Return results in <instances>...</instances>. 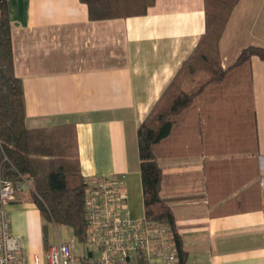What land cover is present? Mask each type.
I'll return each mask as SVG.
<instances>
[{
  "label": "crops",
  "instance_id": "crops-1",
  "mask_svg": "<svg viewBox=\"0 0 264 264\" xmlns=\"http://www.w3.org/2000/svg\"><path fill=\"white\" fill-rule=\"evenodd\" d=\"M7 6L25 124L39 130L33 143L75 152L84 179L122 176L131 210L132 194L141 191L137 127L195 49L204 0H155L143 15L94 20L79 0H7ZM248 45H264V0H239L233 8L219 39L221 66ZM250 64L257 133L250 156L257 163L249 169L257 166V177L234 189L244 174L225 175L213 162L244 152H219L232 147L223 144L231 139L212 135L201 154L157 160L160 194L174 215L185 264H264V60L253 56ZM30 192L29 183L9 204L10 227L27 256L44 258L52 243Z\"/></svg>",
  "mask_w": 264,
  "mask_h": 264
},
{
  "label": "trees",
  "instance_id": "trees-1",
  "mask_svg": "<svg viewBox=\"0 0 264 264\" xmlns=\"http://www.w3.org/2000/svg\"><path fill=\"white\" fill-rule=\"evenodd\" d=\"M79 1L86 4L88 17L94 20L143 15L155 0ZM238 1L204 0L205 26L195 49L136 130L143 216L147 220L164 221L171 227L177 264H185L186 252L171 208L160 194L162 170L158 158L201 154L212 143L194 140L207 129L208 123L214 129V136L219 138L224 132L233 131L223 132L217 122L222 108L235 116V124L232 121L230 125H239L238 133L234 130L238 136L243 135L242 140L253 136V143L244 145L252 151L257 147L250 60L253 56L264 60V45L242 48L226 68L221 66L219 52V39ZM204 114L206 124L201 122ZM38 133V129H29L25 124L22 82L13 67L7 0H0V177L16 181L23 175L29 179L30 197L43 219L44 237L47 224L53 223L69 226L82 242L87 222L85 179L79 170L78 156L61 143H33ZM250 161L257 163L256 157L213 163L221 165L226 171L221 173L225 175H231L232 170L237 174V169L239 174H244L245 177L239 176L236 189L257 177V166L251 173ZM210 163L204 162V165Z\"/></svg>",
  "mask_w": 264,
  "mask_h": 264
},
{
  "label": "built area",
  "instance_id": "built-area-1",
  "mask_svg": "<svg viewBox=\"0 0 264 264\" xmlns=\"http://www.w3.org/2000/svg\"><path fill=\"white\" fill-rule=\"evenodd\" d=\"M29 185L0 177V264H177L173 231L164 221L135 217L123 177L87 176L84 190L85 240L48 244L44 258L27 256L20 236L10 227L9 204Z\"/></svg>",
  "mask_w": 264,
  "mask_h": 264
},
{
  "label": "rangeland",
  "instance_id": "rangeland-1",
  "mask_svg": "<svg viewBox=\"0 0 264 264\" xmlns=\"http://www.w3.org/2000/svg\"><path fill=\"white\" fill-rule=\"evenodd\" d=\"M202 102V100H201ZM220 113H222V116L221 117H218L217 118V122L220 123L222 125V131H228V130H232L231 132H228V133H225L222 134V137L219 138V137H216L214 136L215 133H214V129L209 125H206L207 129H203V131H201L199 133V136L196 137V140H194V142L196 143H209V142H206V140L208 139V135H212L214 136L215 139L219 140V139H222V140H225V139H231L230 140V143H223L224 146H227L230 145L232 146L231 148H220V149H217L215 148L216 150H218L219 152H223V153H226L227 150H229V153L232 154V156H235L234 154H237L239 153H243L242 156H238V159H243V158H246V157H255L254 155L253 156H250L251 152H256L255 149L254 151L250 150L249 148H247L244 144L245 143H253V136L252 135H249L247 138L250 139L248 140L246 137L245 139L243 138H240V137H243V135H240L238 136L235 132L234 129H237V133L239 131V125L236 126H231L230 124H232L231 122L234 121L235 119V116L231 115L228 110L225 108H222L220 109ZM208 121V119H207ZM201 122L204 124H206V116L204 114V116L201 117ZM234 124H235V121H234ZM231 127V128H230ZM218 134V133H217ZM219 145V143H217V145L215 147H217ZM131 199L133 200V206L131 208V211L133 213V215L135 217H143V206H142V196H141V191L140 189L137 188L136 190V193H133L132 194V197ZM46 234H47V238H48V243H56V242H59V241H72L74 243H78V240L77 238L74 236L73 234V231L72 229L67 226V225H60V224H53V223H49L47 224V229H46Z\"/></svg>",
  "mask_w": 264,
  "mask_h": 264
}]
</instances>
